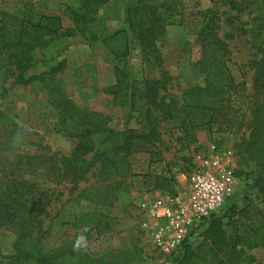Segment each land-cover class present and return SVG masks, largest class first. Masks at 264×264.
<instances>
[{"label": "rangeland", "instance_id": "obj_1", "mask_svg": "<svg viewBox=\"0 0 264 264\" xmlns=\"http://www.w3.org/2000/svg\"><path fill=\"white\" fill-rule=\"evenodd\" d=\"M131 1L110 0L101 7L98 21L87 28L90 40H85L66 34L75 26L65 16V9L76 5L77 0H0V10L15 17L26 13L62 18L63 31L52 38L47 49L35 53L34 68L28 76H39L65 63L63 72L49 78L45 85L23 88L13 80L5 84L7 92L0 96V163L6 156L10 160L17 155L71 156L78 144L74 135L80 130L74 123L63 122L52 104L51 96L60 88L76 107L94 114V120L109 118L106 128L111 132H142L139 116L132 115L130 108L119 109L113 96L105 92L116 83L107 45L126 43L113 35L126 27ZM150 1L161 5L164 0ZM176 1L177 13L158 41L162 69L171 78L166 101H173V117L158 125L160 142L136 146L134 170H123L122 176L105 180L93 170L76 189L68 183L49 186L53 196L44 219L49 230L44 244L48 249L63 248L67 264H178L180 253L167 256L151 241L144 228L148 218L142 205L184 194L194 157L207 152L210 145L232 154L230 170L238 191L235 212L223 220L229 241L241 235L240 248L254 259L243 264H264V135L256 148L248 150L246 146L254 104L250 63L256 51L251 41L264 42V0ZM231 3L237 5L236 9ZM208 23L227 44V57L217 50L203 55L201 43ZM261 23L263 27L255 37L250 30ZM130 63L133 71L142 68L136 43ZM159 75L155 69L153 77ZM209 83L222 91L197 95L190 90L194 86L204 89ZM128 102L135 108L142 107L137 99L129 98ZM92 138L102 149L109 145L105 133ZM4 167L1 163L0 172ZM157 176L172 180L176 193L155 190ZM222 210L226 212L225 207ZM81 236L85 239L77 248ZM15 240L14 231H1L4 256L13 254ZM192 245L197 251L192 264H231L225 252L214 249L201 233Z\"/></svg>", "mask_w": 264, "mask_h": 264}, {"label": "trees", "instance_id": "obj_2", "mask_svg": "<svg viewBox=\"0 0 264 264\" xmlns=\"http://www.w3.org/2000/svg\"><path fill=\"white\" fill-rule=\"evenodd\" d=\"M109 1L77 0L76 5H68L65 16L74 24L75 29L67 31L66 34L90 40L87 28L98 21L100 8ZM231 4L236 9L237 5ZM177 10L176 0H164L161 5L150 0H132L127 5L126 27L113 35V38L120 36L118 39H123L126 43L107 45L108 56L113 59L111 64L116 83L105 92L113 96L119 109L130 108L132 115L139 116L142 132H111L106 128L109 118L94 120V114L76 107L60 88L53 92L55 96H51L52 104L59 110L63 122L74 123L80 130L74 135L78 138V144L71 156L17 155L13 160L6 156L1 162L5 163V167L0 172V233L10 229L15 232L16 240L12 255L4 256L0 248V264H67V254L63 248L48 249L44 244L49 234L44 226V219L53 196L49 186L68 183L76 189L87 181L93 170H97L99 177L105 180L114 175L122 176L125 174L123 170H134L136 146H154L160 142L161 132L158 125L159 122L173 117V111H170L173 101H166L171 78L162 69L163 59L158 41ZM236 12L239 13L238 10ZM210 24L206 25L203 34V55L208 50H217L225 58L229 55L228 46L217 37ZM262 27L263 23L250 32L255 34ZM63 29L60 16L39 17L23 13L15 17L0 10V96L7 92L5 84L9 80L26 88L36 83L45 85L49 78L63 72L64 62L39 76H28L34 68L35 53L47 49L52 38ZM256 40L251 41L256 52L255 59L250 63L254 71V104L249 142L246 145L248 150L256 148L264 135V42L258 43ZM135 43L140 51L142 67L138 71H133L130 63L132 45ZM155 69L160 73L158 78L153 77ZM190 90L197 95L206 91L217 95L222 88L209 83L204 89L194 86ZM129 98L132 101L137 99L142 107L135 108L134 104L128 102ZM98 133L108 135L107 148L96 146L92 137ZM118 139L119 142L116 143ZM128 158H131L130 163L127 162ZM154 189L169 195L176 193L172 180L162 176L155 178ZM236 208V204H233L224 215L212 216L201 234L214 249L225 252V256L231 259V264H243L248 260L252 263L254 259L246 256L240 248L241 235H236L229 241L224 229V218L233 214ZM196 256L197 251L192 241H187L183 244L178 264H192Z\"/></svg>", "mask_w": 264, "mask_h": 264}, {"label": "built area", "instance_id": "obj_3", "mask_svg": "<svg viewBox=\"0 0 264 264\" xmlns=\"http://www.w3.org/2000/svg\"><path fill=\"white\" fill-rule=\"evenodd\" d=\"M230 156L210 145L207 152L194 157L184 194L142 205L148 218L144 228L165 255L181 253L183 244L196 238L212 216L235 204L238 189Z\"/></svg>", "mask_w": 264, "mask_h": 264}, {"label": "clouds", "instance_id": "obj_4", "mask_svg": "<svg viewBox=\"0 0 264 264\" xmlns=\"http://www.w3.org/2000/svg\"><path fill=\"white\" fill-rule=\"evenodd\" d=\"M84 239H85V238H84L83 236H81V237L78 239V241H77V245H76L77 248H79V247L83 244Z\"/></svg>", "mask_w": 264, "mask_h": 264}]
</instances>
